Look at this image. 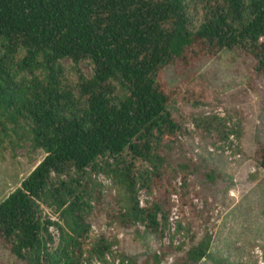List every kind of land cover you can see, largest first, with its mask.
<instances>
[{"label":"trees","instance_id":"trees-1","mask_svg":"<svg viewBox=\"0 0 264 264\" xmlns=\"http://www.w3.org/2000/svg\"><path fill=\"white\" fill-rule=\"evenodd\" d=\"M199 1L204 14L192 31L186 0H0L1 115L15 129L20 119L31 124L36 148L47 154L0 204V243L11 255L31 264H69L47 251L41 203L53 199L63 209L70 197L66 211L82 221L79 197L62 180L74 171L85 174L112 159L129 187L137 178L148 183L156 134L176 137L183 130L170 106L197 93L188 92L186 82L171 87L168 68L195 70L235 51L256 62L251 88L264 78V0ZM63 60L75 65L77 86L66 78ZM85 62L94 66L91 79L81 69ZM2 126L5 136L16 134ZM257 161L264 170V145ZM167 204L156 201L131 213L163 234L159 218L168 220ZM207 251L196 247L187 256L198 263Z\"/></svg>","mask_w":264,"mask_h":264},{"label":"rangeland","instance_id":"rangeland-1","mask_svg":"<svg viewBox=\"0 0 264 264\" xmlns=\"http://www.w3.org/2000/svg\"><path fill=\"white\" fill-rule=\"evenodd\" d=\"M186 4L195 23L191 30L197 31L202 5L199 0ZM60 65L77 86L75 65L70 60ZM80 66L87 78L94 76L92 63ZM255 66V60L225 51L195 70L168 68L165 78L171 87L186 82L188 92L197 91L170 106L182 132L176 137L156 134V155L146 164L148 183L137 178L129 187L112 159L100 160L96 170L63 177L79 197L82 221L66 211L74 201L70 197L64 198L63 209L53 199L42 202L47 251L69 264H264V170L257 161L264 145V78L250 87ZM118 94L128 96L122 88ZM1 114L0 204L47 156L36 148L31 124L20 119L15 129ZM2 122L16 134L5 136ZM58 180L54 176L55 184ZM156 201L168 202V220L159 218L163 234L150 232L131 213L133 207L145 209ZM196 247L208 249L207 257L193 263L187 255ZM0 264L31 263L0 243Z\"/></svg>","mask_w":264,"mask_h":264}]
</instances>
